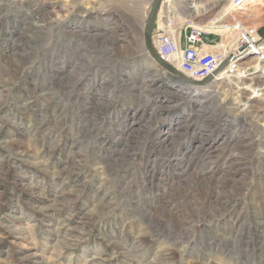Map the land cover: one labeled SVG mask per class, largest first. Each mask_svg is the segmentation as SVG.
<instances>
[{
  "label": "rangeland",
  "instance_id": "obj_1",
  "mask_svg": "<svg viewBox=\"0 0 264 264\" xmlns=\"http://www.w3.org/2000/svg\"><path fill=\"white\" fill-rule=\"evenodd\" d=\"M215 1L166 0L169 22ZM152 2L0 0V264H264V74L168 77Z\"/></svg>",
  "mask_w": 264,
  "mask_h": 264
},
{
  "label": "built area",
  "instance_id": "obj_2",
  "mask_svg": "<svg viewBox=\"0 0 264 264\" xmlns=\"http://www.w3.org/2000/svg\"><path fill=\"white\" fill-rule=\"evenodd\" d=\"M164 1L162 5H164ZM229 3L231 15H243L247 12L248 0H231ZM193 21L190 19L185 24H181L177 35L176 28L172 27V22H164L161 19V25L151 32V43L157 56L189 80L200 82L211 77L212 80L207 85V89L215 87L214 84L218 81L240 83L249 76V67L240 68L239 66L238 69L242 72L239 74L238 69L235 70V66L247 62L246 57H249V61L263 58L264 41L254 35L257 34L254 29L242 30L238 28L234 30L233 27L232 32L236 36L235 39H231L228 44L213 48L204 44V35L206 34L199 27L194 26ZM230 24L235 25L236 21L230 22ZM228 51L229 53L222 57V53ZM228 58L231 59L223 66L224 61ZM257 72H259L258 68L255 73Z\"/></svg>",
  "mask_w": 264,
  "mask_h": 264
},
{
  "label": "bare ground",
  "instance_id": "obj_3",
  "mask_svg": "<svg viewBox=\"0 0 264 264\" xmlns=\"http://www.w3.org/2000/svg\"><path fill=\"white\" fill-rule=\"evenodd\" d=\"M188 1H190L191 2V0H188ZM231 0H216L215 2H216V4L214 5V4H208V5H206V6H198L197 7V5L196 4H194V3H191L190 5V7H187V11H189V12H191V15L193 16L192 17V19L194 18H199V17H202V15H205V14H207L209 11H211L212 9H214V8H216V7H218L220 4H222V2L225 4V6L224 7H222L217 13H216V15L214 16L215 17V19H214V22H211L210 23V21L209 22H207V23H205L204 25H200V24H198V23H194V26H196V27H199V29L201 30V31H203L205 34H223V33H225L224 35H228L227 36V38L224 40V39H222V40H224V42L223 43H226V44H228L229 42H230V40H228V37H236L235 36V34L232 32V28L234 27V30H237L238 28H240V29H242V30H244V29H252L251 27H249V25H247V22L246 21H242V16L243 15H247V13H245V14H243V15H237V16H232V19L234 20V21H236V24L235 25H233V24H218V23H220V21H222L221 19L224 17V16H227V14H228V12H229V2H230ZM165 3H166V0L164 1V5H165ZM220 3V4H219ZM248 3H249V5H248V9H247V11H248V13H250V17L252 16H254V18H256V17H259V16H263L264 15V0H248ZM187 4V3H186ZM192 4H194L195 6H192ZM217 4H219V5H217ZM164 5H161L162 6V8H160L159 9V15H161V19H163V21L164 22H169V16L171 15V14H173V16L175 15V10H174V6L173 7H170V4L169 3H167L166 4V16H165V12H164ZM172 5V4H171ZM176 9V8H175ZM162 13V14H161ZM167 14H168V16H167ZM160 18V17H159ZM165 18H167V19H165ZM172 18V17H171ZM189 18H191V17H189ZM193 19V20H194ZM213 19H212V21H213ZM178 20V19H177ZM179 21V20H178ZM230 22V21H229ZM180 23V22H179ZM178 23V24H179ZM145 25V24H144ZM219 25V26H218ZM143 29H144V27H143ZM177 32V35L179 34L178 32V29L176 28V31H175V33ZM254 32H256V31H254ZM228 33H230V35L228 34ZM255 36H257L258 37V35L257 34H254ZM151 36H152V33H151ZM264 41V40H263ZM143 44H144V42H143ZM234 44V43H233ZM151 45H152V43H151ZM144 50H145V48H144ZM229 52V51H228ZM145 53H146V50H145ZM227 53L226 52H224V53H222V57L223 56H225ZM147 57H148V55H147ZM148 59H150L149 57H148ZM253 59V58H252ZM244 65L246 66V65H249V67L251 66V67H255V68H258V70H259V72L260 73H262V74H264V55H263V58L262 59H260V60H258V59H253V60H251L250 62H247V63H241V64H239V65H237V66H235V70L236 69H238V67L240 66V68L243 66L244 67ZM253 65V66H252ZM173 68V67H172ZM175 69V68H174ZM177 70V69H176ZM178 71V70H177ZM238 73L239 74H241L242 72H240V70L238 69ZM234 75H236V73H233ZM261 74V75H262ZM168 77H170V78H172L170 75H168ZM224 77V76H223ZM255 79L254 80H260V79H262V78H260V75H258L257 76V74H256V77H254ZM174 79V78H173ZM175 80V79H174ZM223 81H218L217 83H215V85L217 84V86H220L221 85V83H222ZM224 84L226 83V81L225 82H223ZM208 85V84H207ZM206 85V86H207ZM226 85V84H225ZM235 85H237V84H235ZM188 86H190V85H188ZM193 86V85H192ZM197 87H203V86H197ZM204 88H206V87H204ZM205 91H206V89H204ZM254 96H251V97H248L247 99H246V101H245V105L246 106H248L249 104H250V100H254V98H253Z\"/></svg>",
  "mask_w": 264,
  "mask_h": 264
},
{
  "label": "water",
  "instance_id": "obj_4",
  "mask_svg": "<svg viewBox=\"0 0 264 264\" xmlns=\"http://www.w3.org/2000/svg\"><path fill=\"white\" fill-rule=\"evenodd\" d=\"M161 3H162V0H153V2L151 4V8L147 14V20H146V23H145L144 29H143V42H144V48L146 50V54L148 55V57L150 58V61L153 64H156V66H158L160 69H162V71L166 72L168 75H170L175 80H178L181 83L190 84L193 86H206L207 84H209L211 82V80H212L211 77H208L205 80L200 81V82L189 80L185 75H183L179 71L175 70L174 68H172L171 66H169L165 62H163L155 53V51L151 45V32L153 29V25H154L156 15L160 9ZM257 35L261 41L264 40V27L260 28L257 31ZM230 59L231 58L226 59L223 63V66L227 62H229Z\"/></svg>",
  "mask_w": 264,
  "mask_h": 264
},
{
  "label": "crops",
  "instance_id": "obj_5",
  "mask_svg": "<svg viewBox=\"0 0 264 264\" xmlns=\"http://www.w3.org/2000/svg\"><path fill=\"white\" fill-rule=\"evenodd\" d=\"M165 6H166V5H165ZM165 6H164V12H165L164 14H165V16H166V11H165V10H166V7H165ZM167 16H168V14H167ZM165 19H167V18H165Z\"/></svg>",
  "mask_w": 264,
  "mask_h": 264
}]
</instances>
